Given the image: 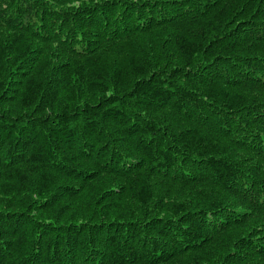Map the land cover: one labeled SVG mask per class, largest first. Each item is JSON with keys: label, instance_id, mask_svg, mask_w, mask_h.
Instances as JSON below:
<instances>
[{"label": "trees", "instance_id": "obj_1", "mask_svg": "<svg viewBox=\"0 0 264 264\" xmlns=\"http://www.w3.org/2000/svg\"><path fill=\"white\" fill-rule=\"evenodd\" d=\"M0 264H264V0H0Z\"/></svg>", "mask_w": 264, "mask_h": 264}]
</instances>
